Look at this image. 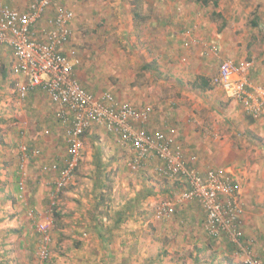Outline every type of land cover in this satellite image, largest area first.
Instances as JSON below:
<instances>
[{"label":"rangeland","instance_id":"374dc122","mask_svg":"<svg viewBox=\"0 0 264 264\" xmlns=\"http://www.w3.org/2000/svg\"><path fill=\"white\" fill-rule=\"evenodd\" d=\"M55 4H61L74 14L71 42L90 77L86 79L89 91L113 93L111 89L117 88L124 98L132 94L135 102L152 105V115L155 112L159 120L172 123L175 127L169 126L177 128L185 140L199 137V154L206 147L208 153L211 144L222 147L223 143H229V153L223 152L220 159L227 156L233 160L236 170L242 171L245 167L247 181L253 172H256L255 178L262 177L264 140L258 136L257 121L260 120L251 119L220 92L196 89L194 66L192 63L179 65L176 40L183 29L188 28L184 23L192 22L194 30L201 27L203 34L216 35L230 58L251 60L255 57V73L260 75L264 69V32L253 27L251 21L258 13L264 14L262 7L251 0H220L217 8L202 0H55ZM129 12L136 15L131 16L128 24ZM128 26L132 28L129 33ZM203 40L210 42L211 39ZM169 42L174 47L168 46ZM220 53L214 58L220 57ZM143 64L147 68L140 70ZM90 67L93 68L90 70ZM94 70L97 76L93 74L92 78ZM108 75H112L111 78H107ZM100 79L108 81L107 85H98L95 81ZM9 86H0V100H5L4 93L11 95ZM211 94L217 97L209 99ZM12 98L16 100L15 93ZM8 103L5 109L9 110L12 103ZM195 106L205 107L197 111L193 110ZM1 111L0 141L5 143L0 145V176L4 175L8 190L1 180L0 190L4 194L10 192L8 198L12 202L0 201V264H225L227 257L241 264L235 251L210 259L212 250L205 248L201 228L189 225L183 216L175 214L179 205L169 219L156 221L153 218L156 204L163 199H176L178 186L173 184L176 181L158 177L154 172L155 161L145 168L132 170L130 151L102 129L99 134L84 137L81 160L73 180L54 197L55 174L41 171L42 166L49 163L44 160L48 146L41 138L48 143L58 141L60 161L64 162L67 145L62 128L51 124L52 127L41 128L38 134H26L30 126L27 120L20 123L9 117V112L2 116ZM177 111L176 120L173 113ZM194 113L199 114L198 118H205L204 130L199 131L200 123L193 120ZM214 135L217 138L213 139ZM96 142L114 147L102 152L103 157H100L105 166L101 189L96 185V161L91 158ZM25 143L39 149L40 155L22 162L21 168L19 146ZM40 143L44 152L39 148ZM49 155L47 158L52 160ZM111 157L115 160L109 161ZM34 176L38 178L35 180ZM142 187L153 190V195L143 199L139 195L126 210V203L140 193ZM256 202L264 210V189L257 192ZM54 212L59 213L58 218L53 216ZM119 216L122 222L117 224ZM247 217L243 235L256 240V249L259 243L253 233L254 222L252 216ZM45 220H51L52 225L47 234L48 258L42 260L43 244L36 223ZM254 221L260 222L264 233V218ZM22 225L25 229H20ZM94 225L99 228L95 229ZM109 227H113L112 239L107 235ZM261 256L264 258V254Z\"/></svg>","mask_w":264,"mask_h":264},{"label":"built area","instance_id":"2783aa9c","mask_svg":"<svg viewBox=\"0 0 264 264\" xmlns=\"http://www.w3.org/2000/svg\"><path fill=\"white\" fill-rule=\"evenodd\" d=\"M25 12L0 4V47L10 50L13 57L11 73L19 76L15 89L24 99L28 91L39 88L55 106L54 117L63 129L67 156L61 169L56 164L44 165L43 173L57 171L53 182L55 197L73 180L81 160L84 134L92 127H101L116 137L131 153L129 166L136 171L155 161V174L167 180H184L186 188L176 199L160 200L154 209L156 221L169 219L176 204L195 203L205 213L204 230L210 238L225 237L236 245L241 264H264L250 246L255 240L242 239L244 209L238 198L234 175L223 168L207 169L203 174L193 165L194 157H185L174 131H144L135 125L152 114L150 105L135 106L117 99L110 92L93 94L80 84L75 70L80 64L78 51L71 42L73 12L57 5L48 16L54 0H27ZM194 28L183 29L186 45L201 48L204 54L218 56L215 43L193 37ZM252 61L223 59L212 84L221 89L225 99L235 102L253 120H264V71L258 81L252 78ZM48 134V131H44ZM20 148L23 163L40 155L37 148ZM23 162V163H22ZM32 213V211H31ZM31 213H29L31 215ZM52 221L36 223L42 237L41 259L48 258L47 234Z\"/></svg>","mask_w":264,"mask_h":264},{"label":"crops","instance_id":"0c3cea01","mask_svg":"<svg viewBox=\"0 0 264 264\" xmlns=\"http://www.w3.org/2000/svg\"><path fill=\"white\" fill-rule=\"evenodd\" d=\"M251 1L254 5H259L264 10V0H251ZM202 2H203V0H202ZM208 3L211 4V2H208ZM219 3H220V0H217V5ZM0 4H4V5L7 4V6L9 5L10 7L14 8L18 11L25 12L27 9L28 1L27 0H0ZM204 4H206V3H204ZM236 4L237 3H234V5H236ZM58 5L62 6L61 4H58ZM230 5H232V4H230ZM56 6L57 5L55 4V0H54V3L52 4L51 9L47 13L48 16L54 15ZM128 10H130V9H128ZM133 15H136V13H133V12L130 13L129 12V14H127L128 24H129V22H131L130 20L132 19ZM261 15H262V13H258V15H255V16L259 19V16H261ZM137 16H138V14H137ZM258 21L263 26H262V28H259V27H256V28H258V30H261L262 32H264V23H262V21L264 22V14L262 15L261 21H260V19ZM117 22H120V19ZM119 25H121V24H119ZM183 26H185V27L188 26V27L193 28L194 25L192 22H190V23L185 22ZM131 29L132 28L128 26V33L131 31ZM202 30H204V29L203 28L201 29V27H197V30L196 29L194 30L193 37H196V38H199L202 40L205 37L211 39V40H209L210 42L215 43L217 46H220V48L218 47V49H219V53H220V49H221V53H220L221 58L217 57L215 59L214 56H211V54H204L202 52L201 48H199V47H191V46L186 45L188 38L183 36L182 34H180V36H177V38H176V40L179 43V49H178L179 50V53H178L179 54V60H178V63L181 66H183L185 64H191L192 63V65L194 66V73L196 74V77H197V81H195V83H194V87L196 89H200V91H208L210 93H212V92H216V93L218 92L219 93L220 92V95H222L221 89L212 84V79L218 71V66H219L220 61L223 59H232V58H230L229 54L227 53L228 51H225L222 48V45H223L222 41L220 43V40L216 38V35L211 36V35L207 34L206 32L203 34ZM200 36H203V37L201 38ZM171 38L174 39V34L171 36ZM168 46L174 47V44L172 45V43L169 42ZM163 47L165 48V46H163ZM164 52L167 53V49H165ZM254 58H251V60H248V61H252L254 63ZM232 60L239 62V61H243L246 59L243 58L240 60H236V59H232ZM12 63H13V57L11 55L10 50L5 48V47H0V86L2 87V86H9L10 85L9 87L12 88V90H10L11 95H7L6 93H4L5 94L4 95L5 100H0V110H2L1 111L2 116H6L5 112H7V113L9 112L10 114L8 116L13 118L14 120L18 119L20 121V123H22V121H24V120H27L30 126H29L26 134H29L31 132L33 134H38L39 130L41 128L52 127L51 124H56L59 126V128H61L60 125L55 120V117H54L55 106L52 105V103L47 98V96L39 88L28 91L26 94V97L24 99L18 98V95L16 93V89H13V87H15L17 80L20 81V80H22V78L19 76H15L11 73ZM80 66H81V61H80L79 66L75 70V76L78 79V81L80 82V84L82 85V87H84L87 91H89L88 86L86 85V83H87L86 79H89L90 77H87L88 75L86 74V70H85L86 68L83 69V67H82L83 65L81 67ZM92 68L93 67H90L89 69L91 70ZM145 68H147V66H146V64L145 65L143 64L142 67L140 68V70H143ZM256 68L257 67H255V70L252 73V78L255 81H258L259 78L261 77V75L263 74L264 69L260 72V75H259L258 73H255L257 70ZM94 72L91 75L92 78L94 77V75H95V77L97 76L95 70H94ZM110 76H112V75H108L107 78H111ZM115 77H116V75H115ZM102 79H100L99 81L96 80L95 82L100 86H103V84L107 85L108 81L102 80ZM204 83L207 84L206 87L203 86ZM111 90L113 93H115L117 96H119L120 99L117 98L119 100L126 99V100H128L129 103H131L132 105H135V106L149 105L148 102H138V103L135 102L134 96L132 94H128V96H126L124 98L117 91L118 90L117 88H114ZM89 92H91L93 94H98L99 90H97L95 92H93V91H89ZM14 93L17 97L16 100H12L13 99L12 95ZM213 97H217V95L211 94L210 96H208L209 99H211ZM8 102L12 103L9 110L5 109L9 106ZM150 106L152 107V113H153L154 108L152 105H150ZM203 107H205V106H200V107L195 106L193 110L200 111V110H202ZM182 109H183V112H185V108H182ZM193 110H190V111H193ZM181 113L182 112H180V114ZM178 114H179L178 111L173 113V116L176 120H177ZM197 116H199V114L194 113V119L193 120H196L198 123H200V130L199 131H202V130H204L203 129V127H204L203 121H205V118L201 119V118H198ZM208 117H210L209 113H208ZM187 122L190 123L189 121H187ZM257 122H258L257 128L260 130L258 133V136H261V138H263V140H264V120H260ZM17 123H19V122H17ZM169 125L174 126L170 122H165V121L159 120L158 115L154 112V114L151 117H149L146 121H144L140 124H136L135 127H136V129H142L144 131L162 130V131L167 132L169 130H172V131H174L175 136L179 139V142L181 144V147H182V150H183L185 157H187V158L194 157V160H193L194 162L192 163V165L200 173L203 174L207 169L223 168V169L230 171L234 175V177L236 178L237 187L239 189L238 198H239V200L242 204V207L244 209L242 232L245 233L244 228L246 226L247 220L249 219L247 217V215L249 214L250 216H252V220L254 222L253 233L258 238L257 242L259 243L258 248L255 249L256 246L254 244L253 246H250L249 249H252V252L254 254L256 253L255 255L259 254L258 256L263 258V256H261V255L264 254V233L260 228V225H261L260 222H255L254 220L257 218H259L261 220V217L264 218V210H261L262 207L260 208V206H257V202H256L257 192L258 191L262 192V190L264 189V182H263L264 181V169L261 171L262 177L259 175L258 178H255L256 172H253L252 178H250L249 181H247L245 179V167L242 169V171L239 168L236 170L235 169L236 165H234L233 162H231L233 160H230L229 158H227V156H226V158H224V160L220 159V157H223V154H224L223 152L229 153L228 152L229 143H223L222 147H219V144H217V145L211 144V146H208V149L210 150L208 153H206V151H207V147H206L205 149H203L201 154H199V152H197L198 151V148H197L198 143L197 142L199 140V137L193 138V136H191L190 139L185 140L177 132L178 129L174 128L175 126L171 127ZM34 127H35V129H34ZM19 129H20V126L18 127V130ZM99 129H102L106 135L108 134L110 138L116 140L115 136L109 134L108 132H106L101 127H97V128L92 127L89 131L86 132L85 136H87L89 138L91 135L97 134L99 132ZM32 136L33 135L31 134L30 137H32ZM20 137L22 138V134H20ZM7 138L10 139L9 136ZM33 138H34V136H33ZM215 138H217V136L214 135L213 139H215ZM41 140L43 141V144L45 141L47 146H48V148L46 150L47 152L45 153V157H46L44 159L45 162L48 161L49 162L48 165L56 164L58 166V168L61 169L64 165L66 157L64 159V162L60 161L62 156L61 157L59 156L60 153H59L58 141H56V140L52 141L51 140L48 143L44 137H42ZM11 142H14L13 138H12ZM27 142H29V141H27ZM4 143H5V141H0V145H4ZM118 144L120 146H122L120 143H118ZM92 145H93V143H92ZM6 147H7V145H6ZM39 148H42V150L44 152V147H43L42 143H40ZM107 150H109V151L114 150V147H108L107 145L104 146V143L96 142L93 145V151L91 153V158L94 161L99 160L100 162H102V158H100V157H103L102 152H107ZM48 154H50L49 156H52V160H49L47 158ZM111 160L112 161L115 160V157H111L109 161H111ZM50 161H52V162H50ZM4 165H6V163H4ZM257 168H260V167H257ZM50 173H52V172H50ZM3 174H5V172ZM54 174H55L54 179H56V177L58 175L57 171H54ZM37 178L38 177L34 176L35 180ZM0 180L2 181V184L5 187V189L8 190L7 185H6V181H5L6 179H5L4 175L0 176ZM186 187L187 186L185 183L183 186H179L178 189H176V191H178V194H179ZM149 191H151V189ZM165 192H167V191H165ZM255 192H256V194H255ZM145 193H146V189H145V187H142L139 195L140 194L144 195ZM152 193H153V190H152ZM9 194H10V192L7 194H4L2 192V190H0V201L5 200L7 202L10 201V203H11L12 199L8 198ZM134 196L136 197V195H134ZM193 204L194 205H190L189 203L176 204V206L179 205L180 207L176 210L175 214L176 215L179 214L180 217L183 216V218L187 220V223L188 224L190 223L189 225H194L195 228L196 227L201 228L202 232L200 235L203 238L202 242L204 243L205 248H209L212 250L210 252V259H214L215 257H217L221 254L227 256L226 251L232 253L231 249L229 247H227L225 245V243H217L215 245L214 243L210 242L211 238L207 235V233L204 230V226H203L204 221H205V213L199 207V205H197L195 203H193ZM14 217H16V216H14ZM258 224H259V226H258ZM20 229H25V226L22 225L20 227ZM252 239H254V238H252ZM255 243H256V240H255ZM220 247H221V249H219ZM231 257H232V255H231ZM233 261L235 262V260H233ZM263 261H264V258H263ZM234 262H232L227 257L225 264H235Z\"/></svg>","mask_w":264,"mask_h":264},{"label":"trees","instance_id":"16d2710c","mask_svg":"<svg viewBox=\"0 0 264 264\" xmlns=\"http://www.w3.org/2000/svg\"><path fill=\"white\" fill-rule=\"evenodd\" d=\"M203 2L204 3H208V2H211V5H212V7L213 8H217L218 7V5H217V0H203ZM259 19L256 17V16H254V18H253V20L251 21V25L253 26V27H259V28H262V26L263 25H261L260 23H259V21H258ZM204 82V81H203ZM203 86H207V84H205L204 83V85ZM112 95H114L113 93H111ZM115 96V95H114ZM116 97V96H115ZM117 98V97H116ZM131 104V103H130ZM86 134V133H85ZM85 134H84V136H85ZM29 150H31V149H34V147H32L29 143H25L24 144ZM104 168H105V166L99 161V160H97L96 161V169H95V172H96V175H97V178H98V180L96 181V185L98 186L97 187V189H101L102 188V185L100 184V179L103 177V171H104ZM164 180H166V181H172V182H174V181H176L175 183H173V184H175L174 186H183L184 184H185V182H184V180H181V179H177V180H167V179H164ZM53 193H54V186H53ZM151 195H153V193H152V191H149V189H147L146 190V193L144 194V195H141L140 194V196L142 197V199L143 198H147V197H149V196H151ZM57 196V195H56ZM139 196V193L136 195V197L135 198H132V199H130L127 203H126V210L128 209V208H130V206L132 205V202H135V201H137V197ZM33 213V212H32ZM53 216L54 217H56V218H58L59 217V213H55L54 212V214H53ZM122 222V217L121 216H119L117 219H116V223L118 224V223H121ZM94 228L96 229V228H99V226H97V225H94ZM112 229H113V227H109L108 229H107V235H109V238H111L112 239ZM40 234V233H39ZM101 234V233H100ZM99 233L97 234V236H99L100 238H102V241H105V239H104V237L102 236V235H100ZM106 236V235H105ZM39 238H41V240H42V236H41V234H40V236H39ZM242 239H247V238H245L244 237V235H243V238ZM227 242H225V241ZM106 242V241H105ZM210 242H212V243H214L215 245L217 244V243H225V245L227 246V247H229L230 249H231V252L232 251H235V249H236V245H234V244H232V243H230L225 237H220V238H218V239H213V238H211L210 239ZM106 245H107V242L105 243Z\"/></svg>","mask_w":264,"mask_h":264},{"label":"clouds","instance_id":"9594fccd","mask_svg":"<svg viewBox=\"0 0 264 264\" xmlns=\"http://www.w3.org/2000/svg\"><path fill=\"white\" fill-rule=\"evenodd\" d=\"M212 43V42H211ZM122 101V100H121ZM67 145V144H66ZM66 156H67V150H66ZM50 173V172H49Z\"/></svg>","mask_w":264,"mask_h":264}]
</instances>
